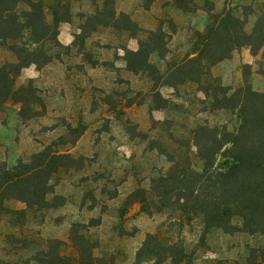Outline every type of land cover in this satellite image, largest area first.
I'll return each instance as SVG.
<instances>
[{"label":"rangeland","instance_id":"obj_1","mask_svg":"<svg viewBox=\"0 0 264 264\" xmlns=\"http://www.w3.org/2000/svg\"><path fill=\"white\" fill-rule=\"evenodd\" d=\"M36 1L44 5L48 23L60 28L74 17L82 30L72 51L52 48L50 53L68 64L101 57L104 67L97 75L104 84L91 88L88 102L77 103L58 98V90L43 77L34 83L26 75L16 79V89H30L33 95L20 90L0 111L3 124L15 118L20 146L7 144L0 161H8L5 154L10 161L27 160L52 143H65L61 153L83 159L68 163L75 168L53 178L48 210L35 213L21 202L6 203L18 212L4 219L12 228L0 249V264H35L39 250L47 252L49 241L59 240L56 233L65 239L59 240L64 254L77 257L74 225L83 226L75 230L98 246L94 255L113 264H139L136 254L148 235L185 250L178 256L186 257L184 264H249L254 252L262 256L264 236L245 233L238 217L229 224L217 221L208 205L203 211L190 197V179L197 180L192 171L204 168L200 144L205 153L204 146H217V133L224 137L241 123L239 111L215 110L208 90L228 89L231 95L253 88L246 68L244 85L225 78L223 69L214 71L227 59L199 66L201 37L211 29L226 35L229 28L218 27L229 18H247L251 33L264 0H182L187 12L178 9V0H115L118 16L124 13L131 21L118 19V25L109 21L108 0H93L76 16L74 0ZM107 21L110 25L103 26ZM127 47L139 51L127 53ZM15 60L0 46V66ZM228 156L221 152L218 163ZM181 174H191L187 183L177 179ZM210 185L197 186L201 201L210 195ZM180 197L190 199L189 205Z\"/></svg>","mask_w":264,"mask_h":264},{"label":"trees","instance_id":"obj_2","mask_svg":"<svg viewBox=\"0 0 264 264\" xmlns=\"http://www.w3.org/2000/svg\"><path fill=\"white\" fill-rule=\"evenodd\" d=\"M178 1L180 4L178 9L187 12L181 3L182 0ZM108 4L111 5L110 23L118 25L123 19L131 22L124 13L118 16L115 0H108ZM109 21L102 25L109 26ZM247 22V18L244 21L229 18L228 23L218 27L229 28L226 35L221 36L217 29H211L208 36L201 37L202 49L199 58L195 60L198 65L203 66L204 62L209 66L216 65L229 59L235 50L244 47L250 48L252 53L256 54L264 45V9L251 33L246 31ZM58 26L59 23L53 25L48 23L41 1L0 0V46L6 47L16 58L14 62L0 66V111L20 90L29 96L33 95L30 89L15 87L16 79L24 69L31 66L42 69L59 60L50 53L52 48L66 49L58 41ZM50 44L52 47H49ZM155 50L157 49L152 52ZM207 95L213 99L215 110L239 111L240 126L236 132L225 133L224 137L217 133L213 138V143L217 146L213 148L209 145L204 146L205 153L200 144L204 168L202 171H192L197 180H191V174L176 177L181 184L187 183L190 179L193 183L190 197L196 204H202L203 211L205 205H208L217 221L230 224L232 218L238 217L245 233L264 236V93L246 86L237 89L231 95L230 90L220 88L209 89ZM21 102L24 103V100ZM201 129L205 130L204 127ZM64 144L52 143L29 159L20 160L13 167L0 161V222L12 213L18 212L6 206L11 200L23 203L28 210L35 213L48 210V196L54 192L53 178L59 175L61 170L75 168L68 163L83 159L61 153L59 147ZM197 146L199 147V143ZM221 152L229 155L228 160L218 163L217 157ZM209 183L211 193L209 196L205 195L201 201L197 186L200 184L206 188ZM180 190L185 191V186L181 185ZM181 199L186 200V206L189 205L190 199L178 198ZM79 226L83 227L74 225V231L72 230V241L76 244L77 257L65 255L64 242L52 240L49 241L47 252L42 248L39 250L40 254L34 259V263L113 264V260L107 262L94 255V250L98 246L91 245L84 235H79V230H75ZM184 252L185 250H179L164 239L148 235L142 248L137 252L136 259L139 264H165L169 260L172 264H184L186 257H178L179 254L183 256ZM260 252L262 256L255 252L252 254L249 264H264V250Z\"/></svg>","mask_w":264,"mask_h":264},{"label":"crops","instance_id":"obj_3","mask_svg":"<svg viewBox=\"0 0 264 264\" xmlns=\"http://www.w3.org/2000/svg\"><path fill=\"white\" fill-rule=\"evenodd\" d=\"M92 4L93 0H74L72 2L71 13L76 16L82 8L91 7ZM118 4L120 3L118 2ZM81 33V28L76 25V20L72 17L71 21H63L61 23L58 41L67 51H72L75 47V42ZM126 50L131 53H138L139 51L138 49H130L129 47H127ZM119 56L122 57L123 55L120 54ZM102 62L103 59L101 57L95 58V61L93 62L82 59L80 63L75 64H68L62 62V60H55L42 69H38L36 66L26 68L22 71L21 75H26V77L33 83L34 80L43 77V80H46L49 85H53V87L58 90L56 96L63 101L65 97H69V100L74 99L77 103H86L90 100V95H92L91 88L102 86V83L104 84L97 75L99 69L104 67ZM216 68L224 70L225 78H232L236 83L241 85H244L247 82L245 80L244 69H248L250 71V83L253 86L252 89L256 92L264 93V45L256 54H253L251 49L247 47L235 50L232 56L226 60L224 65L216 66L214 71ZM90 78L94 82H90ZM183 86H185V84H183ZM173 87L170 88L174 90ZM76 110L81 109L76 108ZM2 118L3 117L0 114V150L3 148L7 150V144H9V146L11 145L14 149H20L17 123H14L15 118L13 123L7 121V124H3ZM16 121L18 122L17 117ZM4 157L5 160L8 161L2 162L7 163L9 167L18 164V161H10L7 154H5ZM11 202H15V200L8 201L7 206ZM9 225L5 220L0 222V249L6 247V234H9L8 230L12 228V226L9 227ZM54 238L65 240L62 237H58L57 233L54 235Z\"/></svg>","mask_w":264,"mask_h":264}]
</instances>
